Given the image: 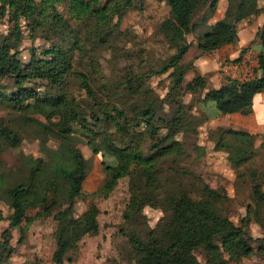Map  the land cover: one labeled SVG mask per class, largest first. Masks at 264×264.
I'll return each instance as SVG.
<instances>
[{"label": "trees", "instance_id": "1", "mask_svg": "<svg viewBox=\"0 0 264 264\" xmlns=\"http://www.w3.org/2000/svg\"><path fill=\"white\" fill-rule=\"evenodd\" d=\"M216 1L166 0L169 13L158 29L175 52L151 72H168L170 85L165 97L172 105V113L168 116L163 98L144 102L134 98L144 85L145 73L128 71L125 75L120 74L119 81L113 85L100 79V62L87 53L88 43L91 51L100 46H111V33L118 28L125 10L134 6V0H0L2 12L7 8L18 10L22 3L20 10L28 19L25 24L29 34L48 41L40 54L33 47L29 59L23 61L16 49L22 37L17 19L8 33H0V78L11 76L15 83V90L8 99L19 110L28 108L31 101L41 105L54 128L52 132L64 141L62 153L66 162L58 176L43 184L37 182L40 169L36 165L26 180L12 184L5 194L1 193L11 212L7 216V227L0 233V263L12 254L11 228H21L29 207H39L35 216L49 215L53 208L57 209L53 216L56 219V246L51 257L55 264L72 261L69 253L79 241L87 234L98 232L99 209L95 203H90L80 215L74 214V202L83 192L88 165L81 149L70 142L73 122L99 138L92 152L104 155L101 160L104 178L96 191L107 196L119 178L128 177L129 198L120 231L128 236L134 264H226V261H241L256 251L264 257V237H253L249 232L252 221L264 228V185L261 182L264 179L254 181L257 177L264 178V164L260 166L263 170L255 169L251 174L254 176L250 187L255 205H246V213L238 223L221 212L226 193L202 181L200 197L193 196L183 184L171 183L173 187L169 186L165 176V167L167 170L177 167L167 165L168 161L174 163L178 159L176 134L192 125L186 118L187 106L180 95L184 90L193 93L203 90L207 83L200 73L184 82L189 64L180 61L189 48L186 34L194 27L192 16L206 5L214 8ZM257 1L228 0L224 17L210 23L202 33L198 42L200 50L210 52L232 42L237 36V23L259 11ZM60 4L64 9L59 8ZM261 9L264 10V5ZM229 14H232L231 19L227 18ZM113 15L117 16L116 21H113ZM72 20L75 27L69 28ZM256 36L261 48L254 75L245 79L228 76L225 83L208 87L203 92L202 100L212 104L213 114L252 111L255 96L264 89V22ZM75 51L86 59L87 72L74 66ZM241 57L238 55L231 60L238 61ZM69 75L78 77L86 95L87 112L78 109L77 101L70 95L66 83ZM36 78L59 90L54 94L41 93L37 88L25 85L27 80ZM95 82L101 83L99 91L103 94L98 93ZM122 93L127 97L116 98L119 94L122 98ZM2 97L0 88V101ZM52 117L57 120L52 121ZM224 133L233 134L248 145L251 142L246 137L250 133L230 128L222 130L217 139V146L226 148L230 161L239 166L248 160L252 150L248 147L233 150L231 144L223 142ZM0 134L12 144L19 142L18 135L6 126H0ZM237 173L242 176L244 172L238 170ZM146 205L160 207L164 212L155 227H142L145 225V220L141 219L142 211ZM4 218L0 209V220ZM253 240L258 243L252 244ZM196 250L203 253L202 261L194 258Z\"/></svg>", "mask_w": 264, "mask_h": 264}, {"label": "rangeland", "instance_id": "2", "mask_svg": "<svg viewBox=\"0 0 264 264\" xmlns=\"http://www.w3.org/2000/svg\"><path fill=\"white\" fill-rule=\"evenodd\" d=\"M134 3V6L125 10L118 28L111 33V46H100L91 51V44L88 43L89 46L86 45L88 51H86L100 62L99 69L102 72L100 79L113 85L119 81L120 74L125 75L128 71L145 73L143 75L144 85L137 91L134 98L141 102L163 98L164 110L169 116L172 113V105L169 103V98L165 97L170 85L168 72L159 74L151 72V70L160 67L168 56L175 52L158 29L160 22L168 16L169 6L166 0H134ZM21 6L22 3H19L18 10L7 8L3 12L0 11V33H8L17 19L18 23L21 24L22 37L17 43L16 49L20 58L27 61L33 47L37 54H40L48 41L44 37L37 35L32 37L29 34L25 24L28 19L22 15ZM58 6L60 9H64L61 4ZM224 14H226V10ZM113 16V21H116L117 16ZM220 16L222 15L221 12L217 11V7L210 8L209 5L192 16L194 27L186 34L189 48L180 61L181 64H189L184 74V82L190 80L196 73H200L206 77V88H208L225 83L228 76L237 77L236 68L233 65L239 60L232 61V57L229 55L226 57L224 54L226 45L217 48L224 52V55L221 53L219 56L214 54L216 50L203 52L198 47L202 33L210 23L219 19ZM231 17L232 14L227 16L228 19ZM74 23L72 20V26L69 28L75 27ZM239 23H237V27ZM253 38L250 45L255 49H260L261 45L257 36L253 35ZM245 51L247 49L239 51L241 58H243ZM73 54H75L74 66L76 69H84L87 72L89 66L86 59L78 55L76 51ZM253 54L252 52L250 55H244L250 68H248V72L247 69L245 72L243 71L241 78H244L245 75H254L250 74L253 68L251 62L254 59ZM223 56L228 62L224 67L219 64V61H223L220 58ZM66 83L70 89V95L77 101L78 109L82 108L84 112H87L86 95L80 86L78 77L69 75ZM100 84L95 82L94 86L101 95L103 92L102 90L99 91ZM25 85L37 88L41 93L52 92L54 94L55 91L59 90L55 86L48 85L45 80L38 78L27 80ZM0 88L4 96L0 101V126L11 129L19 138L17 144H12L0 134V174H3L0 176V209L5 216L4 219L0 220L1 233L8 225L7 216L11 212L1 193L5 194L6 189L12 184L26 180L31 168H35L36 165L40 169L37 174V182L43 184L46 180L58 176L66 162L64 161L65 154L62 153L64 141L57 138L52 132L54 128L42 111L41 105L31 101L28 108L16 109L12 101L8 99L11 92L15 90L14 79L11 76L0 78ZM206 88L194 93L184 90L180 95L182 102L187 106L186 118L192 125L183 132L176 134L178 159L174 163L168 161L167 165L172 164L177 167L167 170L164 166L165 176L169 186H172L171 183L183 184L184 188L193 196L200 197L202 181L218 191L226 193L227 197L222 200L220 206L221 212L238 223L241 216L246 213V205H255L250 187L254 176L251 174L255 169L263 170L260 166L264 164V137L252 133L239 118L235 117L234 113L213 114L211 111L214 109L212 104L202 100ZM120 94L116 98L124 99L127 97L122 93L121 98L119 97ZM239 114L243 113L240 112ZM262 115L261 111L255 114L256 121L261 120ZM51 120L57 119L52 117ZM72 127L70 142L81 149L88 165L87 175L83 180V192L74 202V214L80 215L90 203H95L99 209L97 216L99 230L97 233L85 235L79 241L78 246L69 253L73 260L70 262L65 260L64 264H134V253L128 236L120 231L124 222L123 211L129 198L128 177L119 178L107 196L97 192L96 190L104 178V169L101 164L104 155L100 152L93 153L92 147L99 142V138L74 122ZM230 128L250 133L246 137V140L251 142L250 145L233 134L224 133L223 135V142L231 144L233 150L243 149V147L252 150L248 160L239 166L230 161L229 151L226 148L217 146V139L222 130ZM145 150L147 151V149ZM238 170L244 172L242 176L238 175ZM261 179L264 178L257 177L254 181H261ZM58 180L59 184L62 185L60 178ZM261 182L264 185V180ZM34 199L38 198L35 197ZM37 210L39 207L27 208L25 219L21 222V228H11L10 244L13 247V252L0 264H55L51 257L56 246V219L53 216L57 209L53 208L52 212L45 216H35ZM142 212L141 219L145 220V225L142 226L144 228L147 226L155 227L164 215L162 208L151 205H146ZM253 224H255L254 221L250 223L249 230L252 229L250 227ZM255 228L257 229V227ZM249 232L253 237L258 233L256 231ZM257 243L258 241H252L254 245ZM193 255L196 260L202 261L204 258L200 250H196ZM263 261L262 253L256 251L252 256L245 257L241 261L231 260L226 261V264H263Z\"/></svg>", "mask_w": 264, "mask_h": 264}, {"label": "crops", "instance_id": "3", "mask_svg": "<svg viewBox=\"0 0 264 264\" xmlns=\"http://www.w3.org/2000/svg\"><path fill=\"white\" fill-rule=\"evenodd\" d=\"M258 8L259 11L257 14L251 16L250 18L243 19L238 27H237V36L235 39L230 42L226 43L225 46V53L221 51L220 49H216L214 54L217 56L226 54V57H237L239 55V51L241 49H247L245 53H243V58L239 60V62L235 63L233 65L234 68H236V74L238 78H241V74L243 71L245 72V69L249 68V65L244 61V55H250V53H254V59L251 61L253 68L251 70V74H254V71L257 70L258 61H257V54L260 49H255L250 45L251 40H253V35H256V32L258 28L263 24L264 22V10L261 9V7L264 5V0H258ZM228 5V0H217L216 1V7L217 11L221 12V15H223L224 11L226 10V7ZM220 16L219 18H221ZM253 38V39H252ZM258 40V39H257ZM257 42V41H256ZM259 42V40H258ZM224 53V54H223ZM229 55V56H228ZM223 60H225V56L220 57ZM227 62V61H226ZM219 64H222L223 67L226 65V63H222L219 61ZM215 66V65H214ZM262 112L261 120H257L255 118V114ZM235 117L239 118L240 121L245 125L247 129L252 131V133L258 134L260 137H264V89L257 93L255 96L254 102H253V109L250 113L247 114H239L240 112H233ZM229 113V114H233ZM261 133V134H260ZM264 141V140H263ZM263 146V145H262ZM257 227V229L255 228ZM252 228V229H251ZM250 231H256L258 232L255 237H264V228H261L258 226V224H253L252 227H250ZM264 264V261H263Z\"/></svg>", "mask_w": 264, "mask_h": 264}, {"label": "built area", "instance_id": "4", "mask_svg": "<svg viewBox=\"0 0 264 264\" xmlns=\"http://www.w3.org/2000/svg\"><path fill=\"white\" fill-rule=\"evenodd\" d=\"M246 59H247V58H245V60H244L245 62H246ZM222 63H228V62H226L225 60H223ZM246 63H247V62H246ZM247 65H248V64H247ZM249 68H250V66H249ZM247 72H248V69H247ZM250 74H251V73H250ZM249 76H250V75H249ZM249 76H246V75H245V77H244V78H241V79L248 78Z\"/></svg>", "mask_w": 264, "mask_h": 264}]
</instances>
